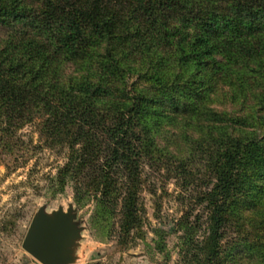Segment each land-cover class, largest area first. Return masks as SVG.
Listing matches in <instances>:
<instances>
[{
  "label": "trees",
  "instance_id": "16d2710c",
  "mask_svg": "<svg viewBox=\"0 0 264 264\" xmlns=\"http://www.w3.org/2000/svg\"><path fill=\"white\" fill-rule=\"evenodd\" d=\"M28 125L121 244L150 169L188 195L186 264H264V0H0L1 160Z\"/></svg>",
  "mask_w": 264,
  "mask_h": 264
},
{
  "label": "rangeland",
  "instance_id": "374dc122",
  "mask_svg": "<svg viewBox=\"0 0 264 264\" xmlns=\"http://www.w3.org/2000/svg\"><path fill=\"white\" fill-rule=\"evenodd\" d=\"M20 135L25 145L20 151L29 149L27 154L0 159V264H41L22 246L32 218L43 205L50 212L60 206L67 209L70 203L84 227L73 264H186L179 253L180 232L173 229L188 204L182 195H188L166 172L147 170L149 185L157 193L147 187L143 190L147 209L143 232L136 233L134 241L121 244L117 234L109 236L95 225L93 203L79 206L75 202L71 186L63 193L48 190L47 176L64 162L62 154L35 147L39 143L35 126H26ZM25 157H29L27 163L22 162ZM158 242L164 244L162 249Z\"/></svg>",
  "mask_w": 264,
  "mask_h": 264
},
{
  "label": "water",
  "instance_id": "95a60500",
  "mask_svg": "<svg viewBox=\"0 0 264 264\" xmlns=\"http://www.w3.org/2000/svg\"><path fill=\"white\" fill-rule=\"evenodd\" d=\"M83 230L72 203L50 212L43 205L34 214L22 246L41 264H73Z\"/></svg>",
  "mask_w": 264,
  "mask_h": 264
}]
</instances>
